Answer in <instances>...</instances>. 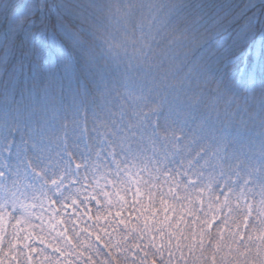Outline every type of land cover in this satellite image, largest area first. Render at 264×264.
<instances>
[{
	"label": "trees",
	"instance_id": "obj_1",
	"mask_svg": "<svg viewBox=\"0 0 264 264\" xmlns=\"http://www.w3.org/2000/svg\"><path fill=\"white\" fill-rule=\"evenodd\" d=\"M263 146L264 0H0V203L3 186L22 199L0 207V264L89 261L75 233L120 228L131 203L74 194L71 168L135 205L189 203L198 228L213 200L248 211L231 181L259 178ZM121 250L117 264H143Z\"/></svg>",
	"mask_w": 264,
	"mask_h": 264
},
{
	"label": "rangeland",
	"instance_id": "obj_2",
	"mask_svg": "<svg viewBox=\"0 0 264 264\" xmlns=\"http://www.w3.org/2000/svg\"><path fill=\"white\" fill-rule=\"evenodd\" d=\"M200 85L195 84L194 88H192L193 94L191 95L190 93L188 94V97H194L198 91H199ZM205 90H201V92L204 93ZM264 150V146L262 147ZM221 168H218V172L222 173L225 172V169L229 167V165H221ZM96 170L95 168H92ZM84 173H79L77 172V168L73 169L71 168L70 171L67 174V181L69 184H71V181L80 179V181H85L83 182L80 186L73 188V193L76 195H89L92 197L93 201L100 200V196L104 199L105 202H108L110 199L111 200H121L122 205H126L131 203V208L129 210H124V216L120 220V227L119 229H127L128 231H131L135 235L142 236L145 241L141 240V242H145L146 245H148L146 248L141 246V251H137L138 257L141 258L142 261L146 262L148 258L153 256L155 253H163L165 252L167 255L165 258L168 260L166 261L167 264H182V261L177 260L175 255V250L178 248L179 243L177 244V241L175 239L177 236H180L179 234V227L184 226V218L182 216V213L185 212L187 213V210L189 209L190 204H184L181 205L180 208L183 210L182 213H178L177 215H172L171 213H168L170 210V199L164 198L161 195L156 198L155 203L149 205L145 200L148 201L147 197H141L139 200V204L135 205L132 200V191L129 189L127 192H129V196L127 193L124 195V191L122 186L114 185L115 189H110V186L108 182H106L105 176L100 173V171H97L96 173H91L90 171H87ZM90 174V175H88ZM260 178L253 179L251 181H245V182H240L244 183V189L242 190V193L244 194V200H249V203L247 205L248 211L245 213V216L252 217V231L253 234L252 236L248 235V244H249V254H253V261L251 264H259L261 263L262 257L259 255L258 248H260L258 245L262 244L261 240V235L264 232V212H262V208L264 206V197H261L260 194H262V188H264V165H261V173H259ZM63 176V175H62ZM60 176L58 177V180L62 179L63 177ZM233 180L235 181L234 183L237 184L239 182L238 179V174L236 173L234 175ZM261 180V181H260ZM113 182L116 183V180L113 178ZM56 183L59 184V181ZM133 181L129 182L130 186L133 185ZM2 185V184H1ZM82 185H85L82 187ZM137 185V184H136ZM107 186L109 187V190H107ZM257 191L258 192V197H255V202L256 204L251 203V199L247 198V193L245 191ZM2 193L3 195L8 199V200H1L0 207H6L10 206L11 208H14V202L13 200H19L21 198L20 194L18 193L17 188L15 187L14 189H8L6 186L2 187ZM165 194V193H164ZM2 196V197H4ZM38 198V197H37ZM37 198H32L28 199L25 201L24 207L27 208L29 211L32 209V207H36V200ZM109 198V199H108ZM127 198H130L127 200ZM24 200V199H23ZM22 202V199H21ZM116 202V201H115ZM114 202V203H115ZM158 204V205H155ZM220 205V204H219ZM223 205V204H222ZM195 207V206H193ZM150 208L152 210H150ZM218 207H216L217 209ZM180 210V209H179ZM180 210V211H181ZM230 208L225 209V211H229ZM234 210V209H233ZM113 213L117 214V208L115 211H112ZM231 212V211H230ZM228 213V212H226ZM129 216H127V215ZM230 214H225V217H228ZM186 220H188L186 214H184ZM176 218V220L174 218ZM99 223H100V218H98ZM165 227H167L166 230H168V238L166 240H161V237L159 235L165 234ZM86 231H80L79 233L84 234V236L79 240L78 243H82L83 247L85 245H92L96 246V242L100 240V228H95L94 226L91 227H85ZM159 229V230H158ZM223 236L220 237L219 241L222 242L220 246L217 247V250L219 251H213L210 250V252L216 253L215 256L218 260H223L227 259L229 257L235 258L234 256L237 255L236 253V247L232 246L231 249L224 245L223 243H229L231 244L230 240H225L222 238ZM148 238H151L148 240ZM221 239H223L225 242H223ZM258 244V245H257ZM97 247V246H96ZM112 247H116L115 243L112 244ZM159 247L161 250H159ZM163 247H167L166 249H162ZM82 248V246H80ZM100 249V248H97ZM209 251V249H208ZM179 252V251H178ZM98 253V252H97ZM99 254V253H98ZM90 255V254H89ZM100 255V254H99ZM99 255H96V259L91 260V256H89V261H86L85 258L81 254H75L74 253V259H71L68 261L69 264H80L77 263L79 260L81 261V264H108L109 261L111 260V255L110 253H105L103 254L102 259ZM240 258H247L248 256L246 255V252H242ZM169 256V258H168ZM208 257L210 261H212V255L206 256ZM250 259V255L248 257ZM210 264H213L210 263ZM215 264H220V263H215Z\"/></svg>",
	"mask_w": 264,
	"mask_h": 264
},
{
	"label": "flooded vegetation",
	"instance_id": "obj_3",
	"mask_svg": "<svg viewBox=\"0 0 264 264\" xmlns=\"http://www.w3.org/2000/svg\"><path fill=\"white\" fill-rule=\"evenodd\" d=\"M206 246L204 245L203 248H199V249H194L193 251H191L190 253H186V251H181L180 255H179V259L180 261H182V264H196V263H200L201 262V258H195V256H204L207 254L206 252ZM238 246V245H237ZM242 247L247 246V244H242L240 245ZM165 257V255H163ZM215 260V259H214ZM212 259V261H214ZM245 260H229L228 263L229 264H244ZM202 264V263H200ZM259 264H264V261H262Z\"/></svg>",
	"mask_w": 264,
	"mask_h": 264
},
{
	"label": "water",
	"instance_id": "obj_4",
	"mask_svg": "<svg viewBox=\"0 0 264 264\" xmlns=\"http://www.w3.org/2000/svg\"><path fill=\"white\" fill-rule=\"evenodd\" d=\"M150 264H155V263L151 262Z\"/></svg>",
	"mask_w": 264,
	"mask_h": 264
}]
</instances>
